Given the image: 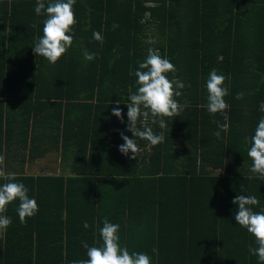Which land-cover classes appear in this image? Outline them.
<instances>
[{"label": "trees", "instance_id": "trees-1", "mask_svg": "<svg viewBox=\"0 0 264 264\" xmlns=\"http://www.w3.org/2000/svg\"><path fill=\"white\" fill-rule=\"evenodd\" d=\"M36 3L0 1V155L9 169L13 151L24 152L21 167L56 152L62 171L14 173L39 210L25 225L19 201L7 206L12 223L0 235V264L87 259L81 242L101 246L105 218L120 225L122 246L152 264H260L232 201L255 195L254 210L264 209V179L250 171L247 155L264 116V0H76L73 46L55 65L33 51L46 19ZM149 48L174 65L185 84L176 100L190 103L166 118L163 143L137 138L144 151L132 160L119 151L120 133L134 138L126 130L129 89L137 88L130 73ZM85 50L96 58L86 60ZM212 69L229 88V130L220 138L213 121L224 123L223 116L206 107ZM117 100L123 123L112 115Z\"/></svg>", "mask_w": 264, "mask_h": 264}, {"label": "clouds", "instance_id": "clouds-1", "mask_svg": "<svg viewBox=\"0 0 264 264\" xmlns=\"http://www.w3.org/2000/svg\"><path fill=\"white\" fill-rule=\"evenodd\" d=\"M76 0H48L47 6L45 0H37L34 11L37 16H46L43 21V35L33 46L34 54L38 57H44L51 64L55 65L73 46V26L77 23L73 5ZM36 27L35 24L32 25ZM93 38L103 43V37L100 32H93ZM84 58L93 61L97 54L90 53L87 50L83 53ZM176 69L167 58H163L157 50L148 49L147 57L139 62L138 69L133 73L136 79V91L129 89V103H127V131L133 134L134 138H129L124 132H121V138L124 143L119 145V151L129 159L139 158L144 149L137 144V138L147 141L150 146H157L165 141L164 131L168 127L166 118H176L189 106V101L185 99L183 104L178 103L176 97L183 95L182 91L185 84L175 78ZM168 73L173 74L169 79ZM226 77L212 69L207 80V110L215 116H223L224 123L214 120L218 130L214 133L220 138L221 132L229 130L227 123L229 117L225 97L229 95V88L225 87ZM244 98V93L239 92L236 95L237 100ZM117 107L112 109V115L124 122L123 110L119 107L120 100L115 101ZM260 111L264 113V102L260 104ZM158 124L162 130L159 134L148 126ZM138 124L142 125L138 126ZM131 154V155H129ZM252 160L250 171L259 174L264 179V116H261L254 135L250 138V147L247 152ZM222 173V172H221ZM220 173V174H221ZM219 174V175H220ZM0 178L8 181L0 185V235L6 231L12 221L4 215L7 206L14 201H19L17 208L19 220L27 224V219L34 217L38 212L37 201L30 198L28 188L20 182H14L16 175L5 172V156L0 155ZM243 191V186H241ZM238 206L235 213V220L239 226L246 229L255 238L256 247L249 246V252L258 257L260 264H264V209L255 211L260 206V201L255 195L240 194L232 201ZM85 228L90 225L85 222ZM120 225L111 223L107 218L103 221V227L99 228V234L102 238L101 246L90 247L86 241H82L83 247L87 250V259L73 260L72 264H152L151 257L146 253H130L127 246L120 243ZM155 252L156 250L153 249Z\"/></svg>", "mask_w": 264, "mask_h": 264}, {"label": "rangeland", "instance_id": "rangeland-1", "mask_svg": "<svg viewBox=\"0 0 264 264\" xmlns=\"http://www.w3.org/2000/svg\"><path fill=\"white\" fill-rule=\"evenodd\" d=\"M1 1V0H0ZM56 152H51L50 154H47L44 159L36 160L35 164H24L22 167L20 166V158L24 156V152H16L13 151L12 158L9 159V166L10 168H5V171L8 173H16V174H36V175H55L61 173V169L57 168L56 161H59L58 154ZM16 158L15 160H13ZM55 162V163H54ZM61 165V164H60ZM63 167V164L61 165Z\"/></svg>", "mask_w": 264, "mask_h": 264}, {"label": "crops", "instance_id": "crops-1", "mask_svg": "<svg viewBox=\"0 0 264 264\" xmlns=\"http://www.w3.org/2000/svg\"><path fill=\"white\" fill-rule=\"evenodd\" d=\"M48 144V143H47ZM53 144V143H52ZM56 155V154H55ZM26 158H27V156H26ZM45 158V157H44ZM44 158H42V159H44ZM38 160L40 159V158H37Z\"/></svg>", "mask_w": 264, "mask_h": 264}]
</instances>
